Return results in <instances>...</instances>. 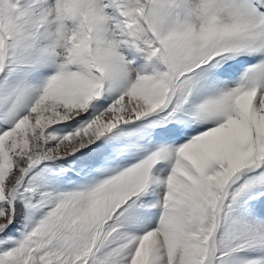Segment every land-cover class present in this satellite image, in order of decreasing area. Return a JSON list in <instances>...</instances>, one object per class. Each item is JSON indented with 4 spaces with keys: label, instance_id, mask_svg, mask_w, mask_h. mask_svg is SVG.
<instances>
[{
    "label": "snow or ice",
    "instance_id": "obj_1",
    "mask_svg": "<svg viewBox=\"0 0 264 264\" xmlns=\"http://www.w3.org/2000/svg\"><path fill=\"white\" fill-rule=\"evenodd\" d=\"M0 264H264V0H0Z\"/></svg>",
    "mask_w": 264,
    "mask_h": 264
}]
</instances>
